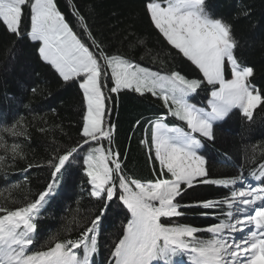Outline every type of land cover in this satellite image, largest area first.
Instances as JSON below:
<instances>
[{
  "label": "snow or ice",
  "instance_id": "obj_1",
  "mask_svg": "<svg viewBox=\"0 0 264 264\" xmlns=\"http://www.w3.org/2000/svg\"><path fill=\"white\" fill-rule=\"evenodd\" d=\"M72 7L90 44L69 26L55 0H0V27L18 41L37 42L39 58L65 83H78L84 103L80 142L46 162L51 178L43 190L19 206L11 196L21 187L19 182L5 190L7 197L0 193V264H96L101 223L114 199L127 210V217L107 264H177V257H186L187 264H264V163L248 175L211 178L200 152L205 141H215L214 125L233 110L251 121L255 110L264 106V92L251 83L254 69L236 56L239 41L232 25L216 18L207 0H146L150 25L170 46L168 57L182 58L197 71L198 78H188L178 70L153 71L127 54H109ZM123 90L150 93L162 101L164 111L147 122L140 141L148 150L154 179L126 174L120 153L113 151L115 125L106 119L108 104L111 93ZM199 90L208 92L207 109L189 102ZM169 117L181 123L169 126ZM6 135L30 140L23 117L0 127V170L26 158L23 145L9 143ZM81 153L88 195L103 207L90 220L77 221L81 230L75 239L51 235L36 248L41 213ZM40 166L30 163L20 171ZM197 184L228 192L217 199L181 204L177 198ZM192 207L211 210L200 215H211L217 222L201 228L176 219L186 215L182 208Z\"/></svg>",
  "mask_w": 264,
  "mask_h": 264
},
{
  "label": "trees",
  "instance_id": "obj_2",
  "mask_svg": "<svg viewBox=\"0 0 264 264\" xmlns=\"http://www.w3.org/2000/svg\"><path fill=\"white\" fill-rule=\"evenodd\" d=\"M55 2L66 22L85 43L90 44V40L80 27L78 16L73 14V5L84 17L92 34L105 43L109 54H127L153 71L178 70L188 78H198L197 71L188 62L168 57L170 46L150 25L144 10L146 0ZM207 4L216 18L232 25L234 36L239 41L236 56L244 65L254 69L251 83L264 92V0H207ZM28 23L26 16L25 25ZM137 41L144 43L139 45ZM171 52L175 54L174 49ZM202 92L207 91L199 90L191 101L198 102L199 97H204ZM105 93L108 94L107 90ZM110 96L108 107L111 112L106 118L115 125L113 151L120 153L126 174L141 180L154 179L148 150L140 141L145 138L147 122L164 111L162 101L150 93L141 96L128 90L111 93ZM83 109V96L78 83H65L50 65L42 61L37 42L28 39L18 41L0 27V127L11 125L14 119L23 117L30 136V140H24L6 135L9 143L23 145L26 158L15 162L13 167L0 170V193L4 197L9 195L5 190L17 182L21 187L11 192L12 198L17 201L16 206L29 202L43 190L51 178V169L46 162L54 153L63 154L80 142ZM137 121L140 123L137 124ZM168 122L169 125L181 123L171 117ZM214 133L215 141H205V147L200 150L207 160L211 178L233 177L241 172L248 175L258 164L264 163V106L255 110L251 121L243 117L239 110H233L224 121L214 125ZM102 143L106 148L109 146L107 141ZM57 149L59 152H56ZM82 156L83 153L77 157L76 163L68 167L56 194L42 211L38 220L36 248L51 235L75 239L81 230L77 221L90 220L103 207L101 201L88 195L90 186L83 172ZM30 163L41 166L30 168L27 173L20 171ZM155 168L159 169L158 164ZM227 192V189L215 185L197 184L177 199L181 204L190 205L203 199L220 198ZM0 202H3L2 198ZM181 211L186 213L176 218L181 223L206 227L217 222L211 215L206 218L200 215L211 210L192 207L182 208ZM126 217L127 210L118 199L109 202L101 223L95 261L107 262L111 247L122 235ZM184 258L177 257L175 260Z\"/></svg>",
  "mask_w": 264,
  "mask_h": 264
},
{
  "label": "rangeland",
  "instance_id": "obj_3",
  "mask_svg": "<svg viewBox=\"0 0 264 264\" xmlns=\"http://www.w3.org/2000/svg\"><path fill=\"white\" fill-rule=\"evenodd\" d=\"M229 78H230V72H229ZM194 95V94H193ZM202 95H204V97H199V100L198 102H192L191 101V96L190 99H189V102L192 103V104H195L197 107H203L205 109H207V98H208V92H202ZM238 110V109H237ZM107 119V118H106ZM85 151H87V147L85 149ZM203 218H206L205 216H203ZM203 228V227H201ZM175 259V258H174ZM96 264H107L106 261H103V262H99L98 259L95 261ZM181 261H178L177 264H180ZM183 264H187V258L185 259V261L183 262Z\"/></svg>",
  "mask_w": 264,
  "mask_h": 264
}]
</instances>
